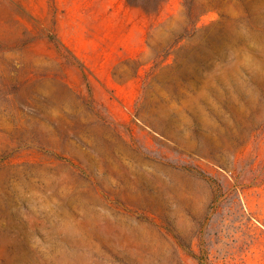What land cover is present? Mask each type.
<instances>
[{"label": "rangeland", "instance_id": "rangeland-1", "mask_svg": "<svg viewBox=\"0 0 264 264\" xmlns=\"http://www.w3.org/2000/svg\"><path fill=\"white\" fill-rule=\"evenodd\" d=\"M0 264H264V0H0Z\"/></svg>", "mask_w": 264, "mask_h": 264}]
</instances>
